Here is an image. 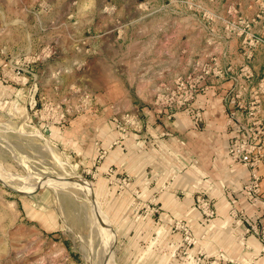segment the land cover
<instances>
[{"label": "rangeland", "instance_id": "1", "mask_svg": "<svg viewBox=\"0 0 264 264\" xmlns=\"http://www.w3.org/2000/svg\"><path fill=\"white\" fill-rule=\"evenodd\" d=\"M190 90L185 108L195 114L207 91L225 124L237 108L264 124V0H0V174L32 184L22 195L0 181V264H93L101 244L90 202L52 186L73 175L110 221L113 264H264L246 209L229 200L220 216L215 192H231L226 180L213 187L197 170L200 179L176 186L175 175L158 183L102 168L144 132L147 113L170 111L169 97ZM190 166L179 163L180 174ZM41 178L51 183L37 190ZM171 188L176 195L161 200ZM199 195L215 204L213 217Z\"/></svg>", "mask_w": 264, "mask_h": 264}, {"label": "crops", "instance_id": "2", "mask_svg": "<svg viewBox=\"0 0 264 264\" xmlns=\"http://www.w3.org/2000/svg\"><path fill=\"white\" fill-rule=\"evenodd\" d=\"M195 106L202 113L201 120L196 118L194 110L187 108L176 111L171 117L166 111L147 113L144 132L133 134L131 138L124 141L123 146L110 151L102 168L116 166L119 170L137 174L138 178L152 173L153 177H158V183L175 175L176 186L185 176L189 183L190 181L194 183L202 174L205 179L208 177L214 184V186L203 184L209 189L211 186L219 187L220 180L224 179L233 187L231 192L226 194L227 196L222 195L221 192H215L220 216L223 217L226 214L228 205L232 201L246 209L248 221L257 218L264 212V171L261 185L262 198L259 202H253L249 191L245 189V184L249 180L248 168L242 166L234 167L232 170L227 166L231 143L237 135V130L224 123V113L221 111L223 103L221 104L207 91H202L198 94ZM181 162L191 165L183 175L179 172ZM95 189L98 190L97 187ZM170 191L162 194L161 200L163 197L176 195L175 188H171ZM175 202H177L175 209L182 208L187 213L195 211L193 203L189 200L183 202L175 200ZM226 223L229 224L228 219L217 223L221 233L228 227ZM250 240L258 246L256 239Z\"/></svg>", "mask_w": 264, "mask_h": 264}, {"label": "built area", "instance_id": "3", "mask_svg": "<svg viewBox=\"0 0 264 264\" xmlns=\"http://www.w3.org/2000/svg\"><path fill=\"white\" fill-rule=\"evenodd\" d=\"M195 97L196 92L192 90L190 92L185 91L180 96H177L176 93L171 95L169 98L173 107L168 111L169 116L171 117L174 114V110L187 107ZM195 115L198 120H201V113L197 112ZM227 115L228 125L237 130V135L231 143L230 160L236 165L248 168L249 180L245 184V189L249 191L253 202H259L262 198V168L264 167V124L259 125V122L250 121V119L245 120L239 114L238 108L229 110ZM111 170L113 171V169ZM197 202L206 217H213L217 213L215 204L212 203L211 199L199 195ZM243 209L240 208L239 210L243 212ZM248 223L246 233L250 232L259 241L261 245L259 253H262L264 257V212Z\"/></svg>", "mask_w": 264, "mask_h": 264}, {"label": "bare ground", "instance_id": "4", "mask_svg": "<svg viewBox=\"0 0 264 264\" xmlns=\"http://www.w3.org/2000/svg\"><path fill=\"white\" fill-rule=\"evenodd\" d=\"M73 176H74L73 178H59L58 177V178L54 179L56 181H55L54 184H52V186L53 185H54V187L62 186V188L64 186L65 187L66 186L74 187V188H77V189L81 190L85 194V196L87 197L88 201L90 202L92 213L94 214L93 218L96 221V224L93 222V226H92V227H94V230L96 231L97 238H95V239H98L99 240V244H101V245H99L100 246V250L98 252V256H96L97 258L95 259V261H93V264H113L112 259L110 258V255H109L110 249L108 248L109 247V244H108L109 243V231H108L109 227H108V224L110 226V221L108 220L107 215L101 209V207L99 205V202H98V205H99L98 209L95 206L94 201H93V195L94 194L92 195L93 192L91 193V190H93L92 187L90 186L91 187V190H90L89 186L86 183L87 181L84 182L83 179H81V177H79V175L78 176L77 175H73ZM0 179L3 180L4 182H6L11 187L19 189L21 191L27 190L32 185L30 183H27V184L24 183L26 185H16V184L12 183V181L8 182L7 179H10V178H8L7 176H5L3 174H0ZM44 183L50 184L51 182L45 180L44 178H41L40 180H37V182L33 183V185H41V184H44ZM95 217H96V219H95ZM112 232H113V230H112ZM114 236L115 235L113 233V238H114ZM97 250L95 251V253L97 252ZM89 252L92 255L91 250H89ZM91 261H92V259H91Z\"/></svg>", "mask_w": 264, "mask_h": 264}, {"label": "water", "instance_id": "5", "mask_svg": "<svg viewBox=\"0 0 264 264\" xmlns=\"http://www.w3.org/2000/svg\"><path fill=\"white\" fill-rule=\"evenodd\" d=\"M0 181L3 183V181H2L1 179H0ZM46 184H47V183L41 184V185L37 188V190L40 189V188H42V187L45 186ZM11 189H12L13 191L19 193V194H22V195L30 194V193L23 192V191H21V190H19V189L13 188V187H11ZM93 191H94V189H93ZM93 201H94L95 206H96L97 209H98L99 205H98V201H97V197H96V195H95V192H94V195H93ZM114 242H115V241H113V242L111 243V245L113 246V248H114V246H115V243H114Z\"/></svg>", "mask_w": 264, "mask_h": 264}]
</instances>
